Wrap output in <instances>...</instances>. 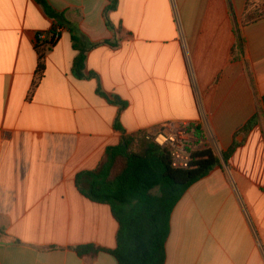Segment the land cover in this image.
Returning a JSON list of instances; mask_svg holds the SVG:
<instances>
[{
    "label": "crops",
    "instance_id": "1",
    "mask_svg": "<svg viewBox=\"0 0 264 264\" xmlns=\"http://www.w3.org/2000/svg\"><path fill=\"white\" fill-rule=\"evenodd\" d=\"M46 1L91 42L119 41L90 50L87 70L128 106L101 96L97 79L75 77L71 34L41 4L0 0V264H118L74 250L115 249L119 228L76 177L123 135L146 132L141 145L165 123L198 127L215 154L242 141L174 208L165 264H264V16L247 22V0H118L115 35L108 0ZM54 28L38 74L36 48ZM256 114L250 134L239 133Z\"/></svg>",
    "mask_w": 264,
    "mask_h": 264
},
{
    "label": "trees",
    "instance_id": "2",
    "mask_svg": "<svg viewBox=\"0 0 264 264\" xmlns=\"http://www.w3.org/2000/svg\"><path fill=\"white\" fill-rule=\"evenodd\" d=\"M50 17H54L58 28H67L71 34L74 50L78 54L74 60L73 72L79 79H97L98 93L111 103L118 105L120 111L127 108L128 102L118 96L111 99L103 90L97 73L87 70L90 50L101 44L118 47L119 41L106 40L91 42L80 27L68 20L63 13L57 12L46 0H36ZM104 10L107 27L116 35V27L110 13L118 7V0H108ZM264 16V0H247L245 20L255 22ZM56 28L52 34L56 33ZM61 34V33H60ZM38 35V39H40ZM239 57L244 53L245 40L236 30ZM60 37V36H59ZM59 39V38H58ZM53 37L38 45L39 54L37 73L45 71V52L57 43ZM264 118V108H261ZM259 114L249 120L239 133L250 132L259 123ZM196 127V134L201 135ZM237 133V134H239ZM146 132L123 135L121 142L109 147L99 165L91 171L77 174L76 181L81 192L90 200L110 206L118 222L117 247L105 249L94 245H79L74 250L80 257L94 256L101 251L113 255L118 264H165L166 243L171 232V216L174 208L186 191L196 182L208 176L216 166L227 165L242 141L234 140L231 147L221 155L209 148L193 153L187 168L173 165L169 151L152 140L135 144L138 136ZM200 137V136H199Z\"/></svg>",
    "mask_w": 264,
    "mask_h": 264
},
{
    "label": "built area",
    "instance_id": "3",
    "mask_svg": "<svg viewBox=\"0 0 264 264\" xmlns=\"http://www.w3.org/2000/svg\"><path fill=\"white\" fill-rule=\"evenodd\" d=\"M60 33L61 29L57 30L54 35L52 34L51 37L57 40ZM44 38V34L40 35V39ZM155 132L149 138L169 151L173 165L177 168H187L193 153L205 148L203 140H200L198 135L196 136V127L188 124L165 123Z\"/></svg>",
    "mask_w": 264,
    "mask_h": 264
},
{
    "label": "rangeland",
    "instance_id": "4",
    "mask_svg": "<svg viewBox=\"0 0 264 264\" xmlns=\"http://www.w3.org/2000/svg\"><path fill=\"white\" fill-rule=\"evenodd\" d=\"M196 136H197V134H196ZM200 136V137H199ZM198 137L200 138V140H203V136L202 135H198ZM206 148V147H205ZM218 155H221V153L220 154H218Z\"/></svg>",
    "mask_w": 264,
    "mask_h": 264
}]
</instances>
